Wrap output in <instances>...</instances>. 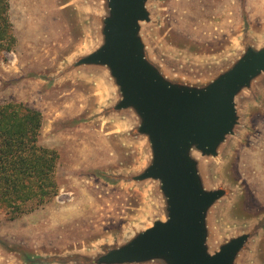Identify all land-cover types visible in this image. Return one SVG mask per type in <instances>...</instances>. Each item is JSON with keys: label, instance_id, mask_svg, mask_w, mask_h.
I'll list each match as a JSON object with an SVG mask.
<instances>
[{"label": "rangeland", "instance_id": "1", "mask_svg": "<svg viewBox=\"0 0 264 264\" xmlns=\"http://www.w3.org/2000/svg\"><path fill=\"white\" fill-rule=\"evenodd\" d=\"M9 2L16 43L0 60V104L20 102L41 112L39 143L59 154V191L15 219L0 210V264L95 257L165 218L157 182L110 183L101 176L136 174L148 162V149L144 139L131 135V117L99 114L113 98L100 73L68 69L100 45L103 4ZM147 8L151 21L142 22L140 32L147 54L171 76L209 77L247 40L264 43V0H148ZM195 156L207 186L228 191L208 213L209 249L254 229L236 264H264V94L245 103L240 125L218 157Z\"/></svg>", "mask_w": 264, "mask_h": 264}, {"label": "water", "instance_id": "2", "mask_svg": "<svg viewBox=\"0 0 264 264\" xmlns=\"http://www.w3.org/2000/svg\"><path fill=\"white\" fill-rule=\"evenodd\" d=\"M100 1L105 10L100 20L102 41L68 69L103 68L108 73L117 94L99 114L133 113L130 133L145 140L149 159L134 175L101 176L110 183L157 182L165 218L95 257L74 254L43 263L236 264L254 229L209 249L208 213L228 191L207 186L195 155L218 157L221 146L235 134L243 113L238 101L264 73V43L247 40L241 53L209 77L171 76L161 62L148 56L140 33L141 23L151 21L148 0ZM249 99L254 100L247 98L246 103Z\"/></svg>", "mask_w": 264, "mask_h": 264}, {"label": "trees", "instance_id": "3", "mask_svg": "<svg viewBox=\"0 0 264 264\" xmlns=\"http://www.w3.org/2000/svg\"><path fill=\"white\" fill-rule=\"evenodd\" d=\"M9 0H0V60L15 46ZM43 117L20 102L0 104V210L9 219L43 206L59 191V154L39 143Z\"/></svg>", "mask_w": 264, "mask_h": 264}, {"label": "crops", "instance_id": "4", "mask_svg": "<svg viewBox=\"0 0 264 264\" xmlns=\"http://www.w3.org/2000/svg\"><path fill=\"white\" fill-rule=\"evenodd\" d=\"M252 44H255L254 42L250 41ZM89 70L88 67H84L83 69H80L81 71H86ZM97 71L100 73V79L103 81V84L107 87V89L109 90V93L112 95V97H116V89L108 75V73L106 72V70H104L103 68L97 69ZM94 82H96V80H93ZM251 90H248L246 92V94L244 96H241L237 107L238 108H242V111L245 107V103H246V99L247 98H257V97H261L262 94H264V91L261 90V88H264V73L261 74L259 77H257L253 82H252V86H251ZM123 115H127L129 117L134 118V114L133 113H125ZM156 264H160V263H156Z\"/></svg>", "mask_w": 264, "mask_h": 264}]
</instances>
